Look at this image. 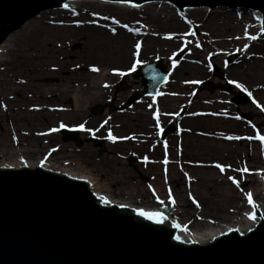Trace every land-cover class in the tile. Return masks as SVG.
Listing matches in <instances>:
<instances>
[{
    "label": "bare ground",
    "instance_id": "1",
    "mask_svg": "<svg viewBox=\"0 0 264 264\" xmlns=\"http://www.w3.org/2000/svg\"><path fill=\"white\" fill-rule=\"evenodd\" d=\"M86 4L105 5L106 10L111 9L115 14L113 19L107 17L109 21L104 22L102 21V14L95 16L90 12V16L95 21L92 20L87 28V33L82 32L81 35L79 22L82 23L87 19L86 13L83 11ZM57 6L59 8H48L31 16L0 43V94L7 91H12L15 94L21 89H30L31 87L35 93H39L38 96L42 95L40 92L44 94L48 91V95L53 96L49 98V101H53L51 106H55V100H61L67 89H70L69 85L58 89L59 87L52 88L37 81L44 76L60 74L67 70V57L65 60L60 56L62 53H56V50L54 53L53 51L55 39H59L58 41L63 43L77 35L82 36L83 52L77 61L78 66L84 69V72L79 73V77L82 83H86L93 73H97L98 66L105 67L111 64L114 66L110 69L111 73L121 77L126 70L134 68L136 63L145 58L149 59L158 52L165 53L169 48L170 51L182 49V43H175L171 39H167L166 36L169 33L180 31L181 20L185 17L186 20L194 21L203 31H207L211 38L210 44L215 50H220L224 54L230 52L237 55L225 66L228 68L227 74L235 80L232 82L242 86V89L252 92L250 93L251 96H254L256 92V95L264 97V14L259 9H254V14H247L238 11L244 7L240 5H217L214 7L199 5L202 8L196 6L197 8L192 7L191 9L189 7L181 11L183 8L178 7L171 0H62ZM207 6L210 8L207 9ZM222 6L225 9L213 10ZM245 8L253 10L249 7ZM178 12H180V16H184L180 17ZM131 13L135 14V17L137 16L136 20H125L126 23L129 22V25H121V19L130 18L127 15ZM138 18L142 22L137 21ZM255 21L260 22L257 27L254 25ZM145 23H149V25ZM160 27L168 28V32H160L159 35L153 33ZM221 28H225V33L216 34V31L221 30ZM161 33L165 36H162ZM258 33L260 35H257ZM43 45H48V48L39 54L32 52V48ZM67 54L68 52L66 56ZM188 56L186 55L184 58L187 59ZM206 60L207 63H211L209 58ZM190 62L186 63L183 59L176 66L174 73L168 75L165 83L172 84L171 86L167 88L159 86L163 93L159 96L158 102H160V110L164 112H176L180 108L190 111L191 117L181 118L180 124L188 129L192 128L194 133H187L184 129L179 134V137L182 138L183 154H178L176 150L172 149L170 161L164 157L160 166L157 162L156 164H146L147 169L140 171L146 175L149 173L153 183L149 182L148 187L144 186L145 181L144 184L142 182L141 184L128 182L126 177L133 172L113 167V163L117 162L114 158L108 159V161L100 158L93 160L91 159L92 156L87 155L88 153L83 155L84 151L81 154H70V158L59 157V150L54 152V158L46 153H41L40 151L44 146L48 147L45 144L50 142L49 138H54V136L45 133L48 128H32L31 134L23 138L24 144L18 143L16 148L19 147L21 150L10 149L6 153H0V167L18 168L25 164L30 168H35L42 165L53 172L84 180L92 196L100 198L106 204L126 206L137 212H158L173 223L177 221L181 228L176 230L175 236L182 242L204 244L228 229H237L240 234H246L260 222L261 217L264 220V175L262 173L264 172V156L262 157L264 147L261 149L260 144L251 143L246 139L240 141L241 144H251L252 147L251 153L245 148L240 154L248 158L246 165H249L248 169L251 170L248 173L256 170L249 177L242 174L241 170H235V177L250 181L252 187L248 192L242 196L232 186L214 187L216 183L225 184L224 180L226 181L224 175L219 174V170L224 168L239 169V166L234 165L235 161H229L236 160L237 152H239V148L235 146L234 142L235 139L239 138L236 131H242L246 137L248 134L245 132V127L232 118L229 109L200 108V106H204V103L194 98V95L189 94L188 89L191 87L185 82L186 79H182L181 76L184 73H193L196 75V81L208 79L209 70L203 61L192 60ZM152 63H156L157 67L164 66L161 60H154ZM212 68L213 74L221 77L217 73L215 65H212ZM159 69L162 70V68ZM132 73L135 78L137 72ZM66 77L71 79L70 76ZM137 81L139 82V78ZM65 82L67 81L65 80ZM125 84L123 77H121L118 82L114 83L113 89H126ZM192 84L194 85V83ZM202 85L208 90L216 88L221 91L227 90L221 84L210 83L207 80ZM87 89L89 88L87 87ZM90 90L93 99H97L103 94L100 87L90 88ZM242 92L239 91L238 95ZM192 93L195 91L193 90ZM238 95L232 99L235 104H243L249 101L250 95L247 92H243L241 100L238 99ZM7 98L8 96H6ZM17 100L25 101L27 99L15 98L13 102H17ZM43 111L46 116L43 121L46 119L59 121L69 117L68 113L53 109ZM91 111L99 112L100 108L98 106L92 107ZM42 113V111L38 112V114ZM40 118L42 119V115ZM113 119L114 123L107 128L105 123L99 122L98 125L102 129H96L98 125L94 126L92 131L95 133L88 131L86 124L84 126L79 125V123L72 124V126L79 125L78 128L80 129H76V144L82 143L78 136L80 131L89 133L91 136L107 134L111 136L112 144L120 149V153L132 157V152H135L134 147H144L149 142L150 135L156 131L149 126L150 120L144 113L119 114ZM169 121V115L160 113L153 124L158 127ZM37 123L38 125L43 124L39 121H36ZM196 126L205 127L208 130L197 132L195 131ZM222 128L233 129L234 132L230 131L231 133L225 134V137L209 135L211 138H207L203 134L204 132L207 134L209 129L222 130ZM44 130L45 132H43ZM168 131L166 130V132ZM140 132L142 134H138ZM57 133L63 134L60 129H57ZM130 136L133 137L132 143L128 142ZM124 138L128 139L124 140ZM170 138L172 139L171 136ZM63 140L71 141L65 137ZM91 141L95 146H100L103 139L93 137ZM183 155L190 157L189 159L181 158ZM175 159H177L176 163H174ZM99 168L100 171H98ZM187 168H189L190 173L185 177L184 173L188 172ZM182 169L187 172L182 171ZM229 174L231 173L229 172ZM182 181L184 184L180 185ZM168 183L170 184L169 187L166 186ZM173 184H176V187ZM192 189L194 193L190 192ZM126 194L130 198L125 197ZM134 197L135 201L131 199ZM252 201L259 212L254 216H251L254 211ZM194 204L197 205L196 208L193 207Z\"/></svg>",
    "mask_w": 264,
    "mask_h": 264
},
{
    "label": "water",
    "instance_id": "2",
    "mask_svg": "<svg viewBox=\"0 0 264 264\" xmlns=\"http://www.w3.org/2000/svg\"><path fill=\"white\" fill-rule=\"evenodd\" d=\"M61 1L0 0V43ZM171 1L180 8L240 5L264 14V0ZM135 77L145 89H155L167 73L152 63ZM62 131L76 140V132ZM252 204L251 216L259 214ZM178 228L161 213L106 204L92 196L84 180L42 165L0 167V264H264L262 217L246 234L228 229L204 244L182 242L175 236Z\"/></svg>",
    "mask_w": 264,
    "mask_h": 264
},
{
    "label": "rangeland",
    "instance_id": "3",
    "mask_svg": "<svg viewBox=\"0 0 264 264\" xmlns=\"http://www.w3.org/2000/svg\"><path fill=\"white\" fill-rule=\"evenodd\" d=\"M105 5H84L83 11H85V16L87 19L80 23V32L82 35V32L87 33V28L90 25V23L95 21L92 16H90V12H92L95 16L96 15H103L102 21L108 22L109 19L114 18L115 12L111 9H105ZM197 8L196 6H184L183 10H186L187 8ZM199 7V6H198ZM206 7V6H204ZM199 8H202L200 6ZM210 7L207 6V9ZM225 9L222 7H216L213 10H218V9ZM67 10V9H66ZM65 10V11H66ZM69 11V10H67ZM66 11V12H67ZM239 12H245L247 14H254V10H249L245 7H241V10H238ZM230 12H236V11H230ZM83 14V13H82ZM180 16V12H178ZM92 15V14H91ZM116 16V15H115ZM184 16V15H182ZM180 16V17H182ZM107 17L109 19L107 20ZM127 17H130L128 19H121V25L126 24L129 25V19H135V14H129ZM127 20V21H125ZM137 21L142 22L139 18ZM182 27L180 28V31L172 32L169 33L167 39H171L173 42H178L182 43V46L179 51L178 50H172L170 51L167 49L165 53L163 52H158L156 55L149 59H144L143 61H140L136 63L137 65L135 67H139L142 64L152 62L156 59H160L161 63L164 65L166 70H170L169 74L174 73L176 66L184 59L186 63H189L190 61H203L206 63V67L209 70V76L208 79H198L197 81L195 80L196 75L193 73H184L182 74L181 78L186 79L187 85H189L191 88L189 90L190 95H194V98H197L198 100L202 101L204 106H200V108H211V109H218L224 108V109H229V112L232 114V118L238 122L242 126L245 127V132L248 134L246 137V134H242L243 132L238 130L236 133H238L239 138L235 139V146L239 148V152H237V158L236 160H229V161H235L234 165L239 166V169H231V168H224L219 170V174L224 175L226 178V181L224 180L225 184L219 182L214 185V187H225L226 185L232 186L233 188L236 189V191L243 196L246 192L249 191V189L252 187L250 185V181L246 179H242L240 177H235L236 176V171L235 170H241L244 175H247L248 177L252 173V175L256 172V170L250 172L251 170L248 169L249 165H246V160L248 158L244 155H240L245 148L248 149V152L251 153L252 147L251 144H241L240 141H243L246 139L247 141H251V143L255 142L256 144H260V148L262 149L264 147V97L260 95H256V92L254 93V96L250 95L248 90L242 89V86L235 85L232 80H234L233 77L227 74L228 68L227 66L233 58H235L237 55L235 53H223L220 50H215L214 47L210 44V35L207 34L206 30H202L200 26H198L194 21L192 20H186L185 17L181 20ZM133 25L132 23H130ZM146 25H149V23H145ZM260 22L255 21L254 25L257 27ZM140 27V26H138ZM135 28V27H134ZM262 28V27H261ZM225 29V28H224ZM221 28V30H217L216 34L220 33H225V30ZM255 29V28H254ZM142 30V29H141ZM158 30V31H157ZM155 30L153 33L159 35L160 32H168V28L166 27H160L159 29ZM146 31V29H145ZM163 34V33H161ZM257 35H260L259 33ZM162 36H165L164 34ZM215 36V35H213ZM254 37V36H253ZM255 38V37H254ZM55 45L53 48V51L55 53H62L60 55L63 59L67 57L65 60L67 61V66H66V71H62L60 74L56 75H49V76H44L41 79H38L37 81L42 84V85H47L51 86L52 88H58L62 89L61 87H64L66 85H69L70 89H67L66 94L61 98V100H55L56 105L51 106V103L53 101H49V98L53 97L52 95H48V91H44L45 93H41V96H38L39 93H35V90L30 87V89H21V91H17L15 94L12 91H7L5 93L0 94V153H6L10 151V149L14 150H21V148H16L18 146V143L21 144L23 143V138L27 137L31 131L32 128L36 127L38 129H46L43 132L50 134L49 136H54L53 139L49 138V143L47 145L48 147H43L41 149V153H46L48 156L54 158V152L59 150V157L61 158H70V154H81L83 151V155H90L92 156L91 159L93 160H98L100 159H105V161H108V159H116L117 162L113 163V167L115 168H122L124 170H129L133 172V174L128 175L126 178H128V182L134 184L138 183L141 184V182L145 184L144 186L146 187L149 182H152V179L146 174L140 173V171H144V169H147L145 167H142L139 163L136 162L135 157H126L124 156L125 154H122L119 152L120 149H118L116 146H114L111 142L112 140L110 139V135L108 138L107 134H101L99 136H91L89 133H84L79 132L78 136L79 139L81 140V144L77 145L74 141H65L62 139V135L57 133V129L60 128L61 126H65L67 128L73 127V126H79V125H87L88 131H91L92 133H95L93 130L94 126H97L99 122H102L103 124L105 123V127L111 125L114 123V119L117 115L123 114L126 115L129 112H133L134 110L133 107L128 108L126 106H121L120 104L124 100V91L127 93L128 89H138L137 80L131 76L130 73H128L129 70H132L133 68L129 69L126 71V74L123 77V80L125 81L127 87L124 90H119L117 93H114L113 87L114 83L118 82L119 79L121 78L120 76H117L116 74L111 73L112 66L111 64L105 67L98 66L97 73H93V75L90 77L89 80H87L86 83H82L79 73L84 72V69H81L78 65V57L82 55L81 53L83 52V39L82 36L77 35L74 38H69L68 40H64L65 42L62 43V41H58L59 39H55ZM131 45V44H130ZM48 45H43L39 47L32 48V52H35V54H39V52H42L46 50ZM174 47V46H173ZM172 47V49H173ZM68 52L67 56L66 53ZM17 54V53H15ZM71 54V55H70ZM19 55V54H17ZM59 55V54H55ZM186 55H189L187 59L184 57ZM80 58V57H79ZM207 58H209L211 63H207ZM194 63V62H190ZM212 65H215L217 68V73L221 75V77L214 75L213 72L211 71ZM134 67V69H136ZM62 75H63V80H62ZM65 75V76H64ZM66 76H70L67 78ZM188 78V80H187ZM233 78V79H232ZM65 80L67 82H65ZM209 81L210 83H219L222 86L226 87V91H221L218 88L213 89V90H208L206 89L205 86L202 84L204 81ZM235 81V80H234ZM237 82V81H236ZM68 83V84H67ZM194 83V85L192 84ZM172 84L169 83H164L161 86L168 87L171 86ZM87 87L89 89H87ZM100 87L103 90V94L97 98L93 99V96L91 94L90 88H98ZM195 87V88H194ZM161 88V87H160ZM194 88V89H192ZM82 90V91H81ZM193 90L195 93H192ZM239 91L247 92L250 95L249 101L247 103L243 104H235L232 102V99L238 95ZM242 92V93H243ZM56 94V93H54ZM6 96L8 98L6 99ZM15 98H26L27 100L23 101H18L13 102ZM8 100V102H6ZM11 100V102H9ZM261 100V101H260ZM19 102V104H17ZM49 102V103H48ZM193 102V101H192ZM261 102V103H260ZM10 103V104H9ZM17 104V105H16ZM221 104V105H220ZM50 105V106H48ZM98 106L100 108L99 112H92L91 108ZM121 106V107H120ZM147 106V105H146ZM146 106H141L140 108L136 107L135 108V113H138V110H140V113H144L147 118L150 119L151 121V113L152 109ZM144 108V109H143ZM55 110L58 112H65L68 113V118L65 117L61 120H47L43 121L44 117H46L44 114L43 110ZM183 108H180L176 110V114L182 117V114L190 112V111H182ZM43 112L42 114H38V112ZM183 112V113H182ZM40 115H42V119L40 118ZM133 115V114H132ZM243 115H246V117H243ZM180 117L176 118V120H172L168 123L167 125L171 124L172 129H170L167 133L164 135V141L162 144L163 148L171 147V149H176L179 150L181 148H178L179 144H175V140L177 141L178 137L180 136L179 134L181 131L186 130L187 133H194L192 128L188 129L186 126H183L180 121ZM187 117H191V113L188 114ZM113 119V120H112ZM36 121L43 123L42 125L36 124ZM65 121V122H63ZM113 121V122H112ZM64 123V124H63ZM79 125H73L72 124H77ZM152 123V122H151ZM150 123V124H151ZM107 124V125H106ZM188 127H192L191 125H187ZM132 127V126H130ZM102 129L99 125L96 129ZM83 130H85L83 128ZM202 130H208L205 127L202 126H196L195 131H201ZM242 130V129H241ZM132 131V129H130ZM234 132L233 129H226L222 128V130H210L207 132V134L204 132L203 134L208 138L209 135H221L222 137H225V134H230L231 132ZM50 132V133H49ZM241 135V136H240ZM172 137V139L170 138ZM91 137H97L100 139H103V142L100 146H95L93 144V141H91ZM180 138V137H179ZM211 138V137H209ZM216 139V138H215ZM220 139H223L220 137ZM225 140V139H224ZM4 141V142H3ZM226 141V140H225ZM43 142V141H42ZM41 142V143H42ZM172 143V145L170 144ZM24 144V143H23ZM43 144V143H42ZM50 144V145H49ZM181 144H183L181 142ZM174 145H178L174 148ZM242 146V147H238ZM13 147V148H12ZM181 147V146H180ZM183 149V148H182ZM144 153H147L148 150L144 149ZM159 153L155 156L151 157L155 159V161L160 159L161 153H160V148H158ZM32 152V151H31ZM143 152V151H142ZM141 152V153H142ZM36 153V151H34ZM140 153V154H141ZM183 154L181 152H178V154ZM140 154L136 157L138 159L140 158ZM148 156V155H147ZM146 156V157H147ZM264 155H262L263 157ZM190 156L186 157V155L181 156V158L189 159ZM215 157V155H213ZM261 157V158H262ZM72 158V157H71ZM145 159V158H144ZM170 161V158H166V160ZM220 160V159H219ZM177 162V159H175L174 163ZM180 162V161H179ZM261 162V160H260ZM109 165V162H107ZM159 165V164H158ZM160 166V165H159ZM190 166V165H189ZM254 167V166H253ZM190 168V167H189ZM189 168H187V171L182 169V171H185L187 173H184L185 177L188 176V173H190ZM255 168V167H254ZM100 171V168L98 169ZM103 171V170H101ZM235 171V172H234ZM111 172V171H109ZM229 172L231 174H229ZM234 172V173H232ZM230 175V176H229ZM251 175V176H252ZM189 178V177H188ZM241 179V180H240ZM184 182L182 181L180 185H183ZM169 183L166 184V186L169 187ZM173 186L176 187V184H173ZM148 187V186H147ZM190 192L194 193V190L192 189ZM125 197H128V194H126ZM133 201H135V197L131 198ZM196 204L193 205L194 208H196Z\"/></svg>",
    "mask_w": 264,
    "mask_h": 264
},
{
    "label": "flooded vegetation",
    "instance_id": "4",
    "mask_svg": "<svg viewBox=\"0 0 264 264\" xmlns=\"http://www.w3.org/2000/svg\"><path fill=\"white\" fill-rule=\"evenodd\" d=\"M131 69V68H130ZM134 69V68H133ZM129 70V69H128ZM127 71V70H126ZM131 71H133V70H129L128 71V73H130L131 74ZM125 74H126V72H125ZM124 74V75H125ZM123 75V76H124ZM131 76L133 77V75L131 74ZM122 77V76H121ZM134 78V77H133ZM137 80V79H136ZM137 82V84H139L138 85V89H128V92L126 93L125 91H124V94H125V96H124V100L122 101V103L120 104L121 106H126V107H128V108H131V107H133L134 108V110H132L133 112H129V113H132L133 115H135V114H137V113H135V108L136 107H138V108H140L141 106L143 107V106H146V107H149L150 109H152L153 107V110H152V113H151V121H150V123L151 124H149V126L152 128V129H156V131H155V133L153 134V135H150L151 136V138L149 139V142H147L145 145H144V147H134V149H135V152H132V157L134 158L135 157V159H136V162L137 163H139L140 165H142L143 167H145V168H147L146 166V164H152V163H155L156 164V162L159 164V165H161L162 164V162H163V159H164V157H166V158H169L170 157V153H171V151H172V149H171V147H167V148H163L162 147V145H160V144H162L163 143V141H164V135L165 134H163L164 133V131H166V130H170V129H172V126L170 127V125L171 124H169V125H167L166 123H164L163 124V126H162V124L161 125H159L158 127H156L154 124H153V122L155 121V119L157 118V116L161 113V114H167V115H169V118H170V121H172V120H176V118H178V117H180V114L179 115H177L176 114V112H164V111H162V110H160V102H158L160 99H159V96H161V94L163 93L162 92V89L161 88H159V89H145V88H143V86L140 84L141 82H140V80H139V82L138 81H136ZM114 90V93H117L119 90H124V89H113ZM117 92H116V91ZM158 102V103H157ZM120 106V107H121ZM144 109V108H143ZM186 109H184L183 108V110L182 111H185ZM139 111L140 110H138V114H139ZM183 113V112H182ZM188 112L186 113V116H188ZM185 116V113H183L182 114V117H180L179 119H180V121H181V118H184V117H186ZM149 119V118H148ZM150 120V119H149ZM169 121V122H170ZM168 123V122H167ZM138 134H142V132H140V133H138ZM93 137H91V139H92ZM108 138H109V135H108ZM130 140H129V139ZM128 138H124V140H126V139H128V142L129 143H132V139H133V137L132 136H130V137H128ZM63 139V138H62ZM110 139L112 140V138L110 137ZM114 140V139H113ZM123 140V141H124ZM115 141V140H114ZM112 142V141H111ZM181 142H182V138H179L178 137V139H177V141L175 140V144H179V146H178V148H181L180 149V151L179 150H176V152H181V153H183V149H182V144H181ZM170 144L172 145V143L170 142ZM95 145V144H94ZM177 145H174V148L176 147ZM181 146V147H180ZM158 148H160V153H161V156H160V159H159V162H158V159L155 161V159H153V158H151V157H153V156H155V158H157V154L159 153V150H158ZM144 149H147L148 150V152L147 153H144ZM143 151V152H142ZM142 152V153H141ZM157 152V153H156ZM141 153V154H140ZM156 153V154H155ZM140 154V158L138 159V157H136V156H138ZM148 155V156H147ZM124 156H126V157H128L127 155H124ZM147 156V157H146ZM161 157H162V159H161ZM145 158V159H144Z\"/></svg>",
    "mask_w": 264,
    "mask_h": 264
}]
</instances>
